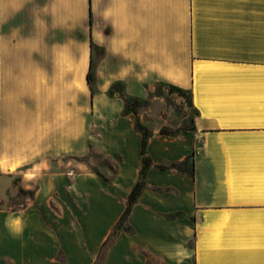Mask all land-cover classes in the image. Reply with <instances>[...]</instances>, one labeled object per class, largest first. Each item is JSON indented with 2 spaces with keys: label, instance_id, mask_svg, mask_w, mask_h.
Wrapping results in <instances>:
<instances>
[{
  "label": "crops",
  "instance_id": "1",
  "mask_svg": "<svg viewBox=\"0 0 264 264\" xmlns=\"http://www.w3.org/2000/svg\"><path fill=\"white\" fill-rule=\"evenodd\" d=\"M21 20L14 38L0 36L15 55L0 85V124L11 125L0 134V193L14 181L31 202L0 212V264H55L43 215L60 202L64 167H89L81 158L92 148L138 179L141 134L107 94L116 81L141 99L177 86L198 111L194 130L161 134L160 108L157 126L146 125L151 165L127 216L134 241L168 264H264V0H28ZM70 113L74 132L62 135ZM185 158L192 175L158 167ZM76 178V192L96 189L95 173ZM125 205H105L97 230ZM21 213L16 236L6 222Z\"/></svg>",
  "mask_w": 264,
  "mask_h": 264
},
{
  "label": "rangeland",
  "instance_id": "2",
  "mask_svg": "<svg viewBox=\"0 0 264 264\" xmlns=\"http://www.w3.org/2000/svg\"><path fill=\"white\" fill-rule=\"evenodd\" d=\"M155 99V103L148 111L142 114L141 122L149 128L157 126L158 110L163 119L168 121L165 129L174 131L177 126L192 122L190 117L193 110L189 104L188 93H178L168 86L157 84L151 95L145 99L147 105L139 110H147ZM143 120V121H142ZM82 161L89 167L81 166L80 169L67 171L64 190L60 193L59 204L51 202L52 210L43 215L48 227V236L53 242L52 259L55 264H168L162 258L146 252L133 239V232L129 218L118 225L120 213L114 215L104 229L98 231L99 216L105 205L112 207L118 202L125 203L127 196L137 179L127 181L120 172L121 158L117 155L108 156L92 148L90 153L82 156ZM191 160L188 159L189 171ZM91 171L96 174V189L91 191L81 190L76 192L77 175ZM78 173V174H77ZM70 176V178H69ZM74 176V179H72ZM146 183V176L144 178ZM0 193V212H19L30 202V194H26L16 182H5ZM100 233V235H99ZM187 245L192 246V239L187 240ZM4 263L11 264L3 259Z\"/></svg>",
  "mask_w": 264,
  "mask_h": 264
},
{
  "label": "trees",
  "instance_id": "3",
  "mask_svg": "<svg viewBox=\"0 0 264 264\" xmlns=\"http://www.w3.org/2000/svg\"><path fill=\"white\" fill-rule=\"evenodd\" d=\"M92 47H93V44H92ZM87 77H88V82L90 83V86H91V82H92L91 66H90V69L88 71ZM167 86L169 87V89L175 90L178 93H188L189 94V104H191L189 91L182 89V88H179L177 86L171 85V84H167ZM122 89H123V83L116 81L110 85L109 89L107 90V94H108V96H113L114 94L119 95L123 100L124 112L130 111V112L134 113V115H135L134 129L141 134L140 152L142 155V166H141V169L139 170L138 179L134 183L131 191L129 192V194L127 196L126 205H125V208H124L122 214L119 217L118 225L121 222H125V219L127 218L128 214L130 213L131 207L136 203L139 194L141 193L142 189L145 187L144 178L146 176L148 168L151 165V159H150V157L146 151V144H147V140L151 134V131L146 125H144L141 122V120L138 116L139 109L143 106H146L147 101L145 99H141L140 97L125 95L123 93ZM197 114H198V111L196 109H193V114L190 117V120L192 121L194 116ZM179 129L194 130V125L192 123H189V124L184 123L178 129H176L174 131L168 130L165 128H161L160 133L173 135ZM158 167L159 168H174L180 172L188 173V174L192 175V171H189V168H188V158H185L182 161L172 162L169 165H159ZM166 217L168 219H174L175 217H181V214L180 213L169 214Z\"/></svg>",
  "mask_w": 264,
  "mask_h": 264
},
{
  "label": "clouds",
  "instance_id": "4",
  "mask_svg": "<svg viewBox=\"0 0 264 264\" xmlns=\"http://www.w3.org/2000/svg\"><path fill=\"white\" fill-rule=\"evenodd\" d=\"M28 0H0V36L10 35L13 38L16 36V30L23 27L21 20L22 13L27 6ZM15 62V55L12 52H7L3 47H0V85L4 83V72L8 65ZM62 135H72L74 132V125L71 123V113L69 114V120L65 122ZM11 130V125L4 127L0 124V134H7ZM15 137V132H12ZM37 155L39 153L37 152ZM27 163V159L19 160L15 164L10 166L11 171H15L16 168L22 164ZM4 169L3 157L0 156V170ZM31 175L27 176V179H32ZM22 215L10 216L6 222V227L9 228L13 235H21L23 229ZM180 264V262H178Z\"/></svg>",
  "mask_w": 264,
  "mask_h": 264
}]
</instances>
